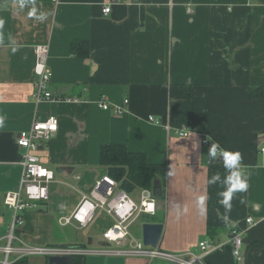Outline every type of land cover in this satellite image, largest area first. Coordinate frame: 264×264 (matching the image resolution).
I'll list each match as a JSON object with an SVG mask.
<instances>
[{
    "label": "crops",
    "instance_id": "1",
    "mask_svg": "<svg viewBox=\"0 0 264 264\" xmlns=\"http://www.w3.org/2000/svg\"><path fill=\"white\" fill-rule=\"evenodd\" d=\"M35 3L43 19L19 9L18 0H0V243H6L12 223L4 195L20 187L23 173L18 134L55 115L59 129L40 142L38 151L55 178L49 200L25 213L22 234L28 243L107 245L102 232L115 219L105 210H97L85 228L75 220L60 221L106 174L101 147L118 143L165 164L164 176L157 178L162 196L154 195L157 213L138 216L131 225L139 218L142 227L163 223L159 245L175 253H199L203 240L222 244L205 255L204 264H238L230 238L233 228H242L246 264H264V96L252 94L264 86V0ZM107 5L111 11L105 15ZM84 40L88 57L73 51V43ZM38 44L49 47L50 91L81 102L35 100ZM174 85L186 87L188 97L173 95ZM103 95L113 106L130 101L123 114L115 115L97 105ZM183 129L189 130L187 137L179 135ZM205 138L241 153L247 189L234 194L230 210L219 203L224 186L208 183L212 175L223 179L226 172L222 159L209 162ZM142 189L132 192L135 199ZM201 195L206 196L204 214L197 200ZM137 241L143 242V228ZM127 259L126 264H170ZM10 261L49 264L43 256L17 261L11 255Z\"/></svg>",
    "mask_w": 264,
    "mask_h": 264
},
{
    "label": "built area",
    "instance_id": "2",
    "mask_svg": "<svg viewBox=\"0 0 264 264\" xmlns=\"http://www.w3.org/2000/svg\"><path fill=\"white\" fill-rule=\"evenodd\" d=\"M110 11L111 5L103 8V14L105 15ZM48 52L49 47L46 44L35 46L37 58L35 72L39 76V79L35 82L33 95L35 100L37 102H81L82 98L56 96L50 91L49 84L52 72L47 64ZM129 101L126 98L123 105L128 104ZM97 105L103 110L113 111L115 115L124 113L123 105H111L104 95L99 98ZM149 120L160 123V120L154 116H150ZM58 129L59 118L51 115L45 120H35L30 129L18 134V144L24 149L22 157L23 173L20 187L8 191L4 195V204L12 211V223L6 243H0V253L4 255V259L0 260L1 264H11V255H15L17 261L33 256H43L49 259L53 256L75 258L96 255L103 257H143L150 261L161 260L170 264H204L205 255L223 246L214 241L203 240L199 243V253L193 251L175 253L163 250L160 245L154 248L144 245L143 242H138L135 238H132L131 223L141 215L155 216L157 213V200L153 190L143 188L139 199H135L131 193L121 187L119 181L108 174L101 175L92 187L90 194H84L71 215L63 217L60 221L62 224L68 225L75 220L82 228H85L94 219L97 210H105L115 219L114 223L102 232V239L107 245H33L28 243L22 234L25 226V212L37 206L38 203L49 200V187L55 178L54 171L45 166L38 155L40 142L51 139ZM179 135L187 137L189 130L183 129L179 131ZM214 142L208 138L203 139V144L208 148ZM247 222L253 224V217L248 216ZM244 234L245 231L238 227L233 228L231 233L230 242L237 262L243 257ZM129 238L132 241L131 245L127 246L126 242Z\"/></svg>",
    "mask_w": 264,
    "mask_h": 264
},
{
    "label": "trees",
    "instance_id": "3",
    "mask_svg": "<svg viewBox=\"0 0 264 264\" xmlns=\"http://www.w3.org/2000/svg\"><path fill=\"white\" fill-rule=\"evenodd\" d=\"M73 51L82 57H88L90 55L89 43L85 40L75 41ZM183 89V86L174 85L172 94L178 97H188L189 90L186 87L185 91ZM252 94L264 96V86L254 89ZM100 162L107 168L106 174L119 181L121 187L131 194L139 188H152L155 180L164 176L165 173L164 163L149 162L144 153L133 152L124 144H104L101 147ZM147 218L148 221L151 220ZM84 259L75 257L71 264H83Z\"/></svg>",
    "mask_w": 264,
    "mask_h": 264
},
{
    "label": "clouds",
    "instance_id": "4",
    "mask_svg": "<svg viewBox=\"0 0 264 264\" xmlns=\"http://www.w3.org/2000/svg\"><path fill=\"white\" fill-rule=\"evenodd\" d=\"M19 9L23 10L28 8V15L37 16V7L35 0H18ZM43 13L37 16V19H43ZM211 140L210 138H208ZM209 162L222 159L223 168L226 175L223 179L219 173L214 174L209 179V184H217L218 182L224 186V190L219 193L221 197L219 203L224 206L226 210L231 209V201L235 193L244 192L247 189L246 175L241 168V153L239 151H233L227 148L220 147L218 143L211 144L208 154ZM200 212L204 214L206 212L205 200L206 196L201 195L197 198Z\"/></svg>",
    "mask_w": 264,
    "mask_h": 264
},
{
    "label": "water",
    "instance_id": "5",
    "mask_svg": "<svg viewBox=\"0 0 264 264\" xmlns=\"http://www.w3.org/2000/svg\"><path fill=\"white\" fill-rule=\"evenodd\" d=\"M162 182L160 179H156L153 185L154 195L156 197L162 196ZM164 224L157 222H145L143 224V243L144 245L157 247L163 236ZM72 257L68 256H53L48 259L49 264H71L73 262ZM238 264H246V257L243 256Z\"/></svg>",
    "mask_w": 264,
    "mask_h": 264
},
{
    "label": "rangeland",
    "instance_id": "6",
    "mask_svg": "<svg viewBox=\"0 0 264 264\" xmlns=\"http://www.w3.org/2000/svg\"><path fill=\"white\" fill-rule=\"evenodd\" d=\"M132 196L135 197V195H133V194H132ZM142 228H143L142 227V221H141V218H139L130 227V232L132 234V238H136V240H140L141 236H142ZM84 258L86 259L87 264H126V262L128 261V259H127L128 257L104 258L103 256L88 255Z\"/></svg>",
    "mask_w": 264,
    "mask_h": 264
}]
</instances>
